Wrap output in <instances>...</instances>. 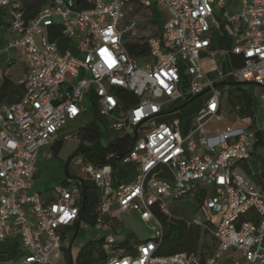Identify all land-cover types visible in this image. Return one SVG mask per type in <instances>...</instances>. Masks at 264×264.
I'll list each match as a JSON object with an SVG mask.
<instances>
[{"label": "built area", "instance_id": "obj_1", "mask_svg": "<svg viewBox=\"0 0 264 264\" xmlns=\"http://www.w3.org/2000/svg\"><path fill=\"white\" fill-rule=\"evenodd\" d=\"M76 2L46 0L27 22L20 0H0L13 34L1 52L18 48L26 57L22 97L0 105V241L17 224L24 252L19 264H53L54 253L71 249L81 224L82 180H90L99 197L93 230L104 264H221L229 251L238 254L229 258L234 264H264V182L257 186L235 171L250 165L256 131L249 124L217 132L208 127L223 109L218 83L232 77L264 88V0H94L89 9ZM152 5L166 13L161 35L146 42V56L133 57L123 40L135 28L126 24L127 11ZM55 21L77 53L49 43ZM224 32L233 44L220 51L241 63L211 80L200 54ZM90 94L107 130L129 138L131 146L120 157H105L116 169L76 156L74 178L48 197L34 192L39 150L59 140L67 122L90 112ZM193 97H202V105L183 132L179 105ZM197 194L204 196L195 213L202 218L168 209ZM132 213L152 224L154 234L124 253L109 223ZM159 215L166 223L207 230L215 241L210 255L202 261L193 252L159 256L165 230Z\"/></svg>", "mask_w": 264, "mask_h": 264}, {"label": "rangeland", "instance_id": "obj_2", "mask_svg": "<svg viewBox=\"0 0 264 264\" xmlns=\"http://www.w3.org/2000/svg\"><path fill=\"white\" fill-rule=\"evenodd\" d=\"M156 11L161 16V19H165L166 13L165 11L161 10L157 6L155 7ZM150 13H148V12ZM153 7L146 8L145 10L137 7L132 6L127 11L126 17V24L129 25L130 23H135L134 32H127L123 40L124 42H147L152 37H158L161 32L159 31L157 25L154 22V17H152ZM221 13V12H220ZM219 12L216 13V16ZM222 14V13H221ZM54 26H58L60 28L62 34V28L59 25L58 21H55ZM48 29V33L50 32ZM63 35V34H62ZM63 37L68 40L64 35ZM69 41V40H68ZM57 47V46H55ZM60 51V50H59ZM65 52V51H60ZM72 53H77L76 51L72 50ZM2 60L6 58L11 59L15 62L18 66H22L26 63V57L22 53V51L18 48L9 49L7 52L2 53ZM222 63V64H221ZM219 63L217 62V68L221 72L227 74L232 71L231 65L225 64L223 61ZM211 80L217 79V77L210 78ZM226 83H235L232 77L228 78ZM223 92V109L221 113L215 117L208 125L209 129L212 132H217L223 130L227 126H234L236 124L239 125H250L255 131H260L262 134V139L264 142V90L260 87L255 85L243 84V85H223L220 88ZM241 89L245 91L253 102V109H254V122L251 123L249 119H240L236 112L233 111V106L229 104L227 101L228 92L231 91V99L235 102V93L236 90ZM86 99V103H87ZM202 97H197L194 101L187 104L186 106L180 109V121L181 125H183V132L185 125L189 128L192 127L194 122V115L198 111V109L202 105ZM183 103H180V107ZM178 106V107H179ZM91 120L90 112L84 114L81 118H79L75 122H67L62 132L59 135V140H61L62 144L61 147L57 151H53L51 145L42 147L38 154L35 163V174H34V181L32 184V190L43 194L46 193L48 190H52L55 186L61 184L63 181H66L68 178H74L78 173V167L76 166V159L74 157L71 159L68 167L66 168V164L69 159L76 153V151L81 147H86L92 149L97 155L100 157H106L105 148L107 144L121 136L119 132H110L107 129L102 130V136L97 142H89L86 140H81L78 137V131L81 127L86 125ZM255 155H252L249 164L254 172H257V163H260V159L264 160V145L259 146L257 150H255ZM128 167V166H127ZM236 172L240 173L241 175H245V172L241 170V168H236ZM246 176V175H245ZM133 178V172L129 174L127 180H131ZM248 179V177L246 176ZM168 209L174 215L180 213L182 215H192L195 214L198 206L197 203L187 197L181 199L179 201L170 202L168 205ZM196 217L202 218L201 214L198 212L195 214ZM218 216H214L213 219L215 221L218 220ZM117 221L119 223V227H117L116 222L110 221L109 226H112V230L114 231V235H116L117 242L120 243L123 240L122 232H130L132 234L131 243L135 245L137 241H143L150 238L154 234V228L152 224L145 225L140 222L139 218L135 214H119ZM128 234V233H127ZM211 234L209 233L208 236H204L201 239V242H206L208 246L212 243L211 241ZM98 238V234L95 233L93 228L90 225H87L85 222H81L80 227L78 228L77 235L73 239V243L70 249V255L72 259H75L79 249L85 245L90 240H95ZM122 250V249H121ZM65 255L67 254L64 252ZM238 257L237 253L234 252H227L222 257L223 260H226L230 257ZM222 260V261H223ZM53 264H67L66 259L60 258L59 261H56ZM223 264H234L232 260L224 261Z\"/></svg>", "mask_w": 264, "mask_h": 264}, {"label": "trees", "instance_id": "obj_3", "mask_svg": "<svg viewBox=\"0 0 264 264\" xmlns=\"http://www.w3.org/2000/svg\"><path fill=\"white\" fill-rule=\"evenodd\" d=\"M20 3L24 11L25 20L28 22L38 14L41 8L46 4V0H20ZM76 7L78 9H89L92 7V4L82 0H77ZM151 7H153V12L151 15L152 17H154V22L157 25L159 31L162 32L164 19H161L160 14L158 13V11H156V5H152ZM124 44L129 55L133 57H144L147 55L148 47L146 42H124ZM232 44V39L225 32L222 34H214L211 40V47L216 50H229ZM230 57L232 68L240 65V58L232 55H230ZM216 86L222 88L223 85L218 83ZM23 87V83L15 84L8 77L4 76L0 85V105L10 104L20 100L23 95ZM230 94L231 91L228 92L227 101L233 106V111L236 112L237 116L240 119H249L251 123H253L255 114L253 109V102L249 95L245 91L238 89L236 90L234 97L235 102H233ZM87 99V102L90 104L91 120L79 129L78 137L81 140L97 142L102 136V130L107 129V124L99 115L93 96L90 94ZM195 99L196 97L189 98L182 105V107L191 103ZM256 140L257 142L254 147L253 153L259 146L264 145L262 134L260 131H256ZM131 143L132 141L127 137L115 138L107 144L105 148L106 156L114 155L120 157L126 154L129 147L131 146ZM61 144V140H57L56 142L51 144L53 151H57L61 147ZM79 155L85 157L89 162L93 164L98 165L108 163L111 164L114 169H116L114 159L106 161L105 157H100L92 149L83 146H81L76 151V153L69 159V161ZM250 168V165H243L242 170L250 174ZM254 177L257 178L258 181H262L264 178V171H262V174L260 175L254 174ZM82 181L83 182L80 189L81 200L79 204V217L81 222L83 221L93 228L95 224L94 210L98 204L99 197L94 184L90 180ZM64 183L65 181H63L61 184ZM203 199V194H197L195 196L194 201L197 203L198 207L203 203ZM158 217L162 220L165 227L163 239L157 250V254L159 256H170L179 253L193 252L197 256V258L202 261L210 255L215 245L213 236L211 235L210 237L212 241L210 246H208L206 242H201L202 237L209 235V232L207 230L199 227L186 228L181 223H166L165 219L162 216L159 215ZM77 228L78 225L73 228V231H76ZM131 237V233L125 235L122 242L116 244V249H122L124 250V253L130 252L132 249ZM101 242V239L88 241L79 249L75 259H72L70 250L65 251L67 253L65 255L67 264H104L105 256L99 250ZM141 242L142 241H137L135 242V244Z\"/></svg>", "mask_w": 264, "mask_h": 264}, {"label": "crops", "instance_id": "obj_4", "mask_svg": "<svg viewBox=\"0 0 264 264\" xmlns=\"http://www.w3.org/2000/svg\"><path fill=\"white\" fill-rule=\"evenodd\" d=\"M82 1L92 4L94 0H82ZM103 1H107V0H103ZM12 37H13V34L11 33L9 29L7 12L4 9H0V85L2 83V78L4 76L8 77L15 84L21 83L25 70H26V63L23 64L22 66H18L15 62H13L9 58L2 60L3 52H1V50L5 47L6 43ZM48 41L49 43L57 46L56 48L60 51L62 50V51L72 52L73 50L72 43L63 37L60 31V28L58 26L51 27L50 32L48 33ZM211 54H214V57H212ZM222 61L227 65H231L230 55L225 54L221 52L220 50L213 49L212 47H210L208 51H204L200 54V63L202 65V68L207 78L209 79L217 77V79H214V80H218L221 77L225 78L229 74V73L225 74L223 73V71L220 72L218 70L216 64L217 62L221 63ZM188 130H190V128L185 125L184 131H188ZM255 153L256 151L253 153V155H255ZM36 159H37V156H36ZM36 159H35V163H36ZM242 171L245 172L244 170ZM262 171H264V160L260 159V163L259 162L257 163V172H254L252 168H251V172L253 174L260 175L262 174ZM34 174H35V170H34ZM245 175L248 177V179L252 183H254L257 186L264 182V178L262 181H258L257 178L254 177V175H251V173L248 174L245 172ZM127 178L125 179V182H129ZM49 192L50 190H48L46 193H43L42 195L48 197ZM115 222L117 224L116 228H118L119 223L118 221H115ZM127 233L129 234L130 232H122V236L125 237ZM76 235L77 233L74 235L73 239L76 237ZM73 239H72V243H73ZM23 256H24V252L21 248V238H20V233H19V226L17 224H10L6 230L5 239L0 241V264H19ZM60 258L65 259V253L58 254V255L54 253L51 257V261L52 263H55L56 261H59ZM222 260H221V264H223L224 261H229V258L223 261Z\"/></svg>", "mask_w": 264, "mask_h": 264}, {"label": "water", "instance_id": "obj_5", "mask_svg": "<svg viewBox=\"0 0 264 264\" xmlns=\"http://www.w3.org/2000/svg\"><path fill=\"white\" fill-rule=\"evenodd\" d=\"M220 84H222V85H234V86H238V85H243L242 83H240V82H235V83H226V82H221ZM182 108V107H181ZM69 162L70 161H68L67 162V164H66V168L68 167V165H69Z\"/></svg>", "mask_w": 264, "mask_h": 264}]
</instances>
